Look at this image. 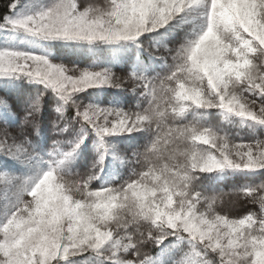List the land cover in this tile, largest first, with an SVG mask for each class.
Instances as JSON below:
<instances>
[{
	"label": "snow or ice",
	"instance_id": "obj_1",
	"mask_svg": "<svg viewBox=\"0 0 264 264\" xmlns=\"http://www.w3.org/2000/svg\"><path fill=\"white\" fill-rule=\"evenodd\" d=\"M2 8L0 79L43 91L0 94V264H264V0ZM28 38L90 63L17 43ZM90 89L113 91L86 103ZM90 138L97 155L82 171ZM238 174L245 183L216 186Z\"/></svg>",
	"mask_w": 264,
	"mask_h": 264
},
{
	"label": "trees",
	"instance_id": "obj_2",
	"mask_svg": "<svg viewBox=\"0 0 264 264\" xmlns=\"http://www.w3.org/2000/svg\"><path fill=\"white\" fill-rule=\"evenodd\" d=\"M6 2V0H0V11L3 10L2 5ZM23 48L29 49L26 45L23 46ZM32 49V48H31ZM42 48H37L35 51H39ZM45 54H50L53 58H59L60 62L63 63H69L71 61H80V60H88L90 63V56H83L77 51H73L71 49H44ZM40 53V52H38ZM84 66H88L85 64ZM9 93H16L17 91H24L31 95V97H35L39 94L40 91H43V86L29 83L26 79H20V80H12L5 86H2L0 84V94H3L4 92ZM111 89H90L89 93L92 94V96L86 100L85 102H104L106 101L107 97L112 94ZM89 93H84L82 95L87 96ZM44 102H45V109L41 115V119L43 121L42 124V131L47 133L48 135H51V132L49 131L50 127V121L51 119L55 118V113L52 110V106L55 103V100L52 96V94L49 92L44 96ZM208 123L213 127H219L223 128L225 131L232 134L235 138L236 134H239V138H236V143H248L249 142V136L247 134V129L241 128L238 124L232 125L228 124L227 122H224L221 120V118L218 115H213L212 117H209ZM114 142L119 144L121 147H123L124 142L127 140L126 137H117L113 138ZM87 148V150L83 153L82 159L77 161V164L80 166L81 170H86L87 167L91 166V163L96 158V144L94 140H91ZM50 143V141H49ZM106 166H105V173L111 174L115 170L118 169V161L115 160L114 157L110 156L106 160ZM246 182V177L242 175H227L221 180L218 181L217 187L218 188H227L231 186L232 184L240 185ZM235 212L239 214L240 210L236 209Z\"/></svg>",
	"mask_w": 264,
	"mask_h": 264
},
{
	"label": "rangeland",
	"instance_id": "obj_3",
	"mask_svg": "<svg viewBox=\"0 0 264 264\" xmlns=\"http://www.w3.org/2000/svg\"><path fill=\"white\" fill-rule=\"evenodd\" d=\"M17 43L19 44L20 47H23L26 45L28 48H32L33 50H36L37 48H42L38 51L41 54H45L44 49H47V48H43V47H36L35 44L32 42L31 38L25 39L22 43L17 41ZM0 46H2V42H0ZM11 81H12L11 79H9V80L0 79V84L2 86H5L6 84H8Z\"/></svg>",
	"mask_w": 264,
	"mask_h": 264
}]
</instances>
